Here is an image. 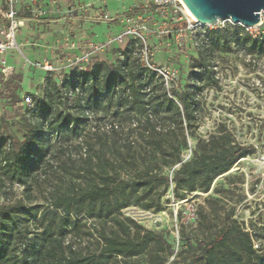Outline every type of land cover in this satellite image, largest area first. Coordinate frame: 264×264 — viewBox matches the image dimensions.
Here are the masks:
<instances>
[{
	"label": "rangeland",
	"instance_id": "obj_1",
	"mask_svg": "<svg viewBox=\"0 0 264 264\" xmlns=\"http://www.w3.org/2000/svg\"><path fill=\"white\" fill-rule=\"evenodd\" d=\"M73 3L79 7L89 3L95 14L104 10L110 16H119L122 20L126 16L133 17L134 24L145 25V45L153 56V65L175 71L173 81L168 84L169 89L173 86L187 88L193 83V71L199 70L193 68L192 63L203 41L204 26L215 28L231 23L219 20L215 25H203L189 21L178 0H163L160 4L151 0H18L23 22L16 40L24 43L22 55L9 50L6 56L8 65H13L15 73L8 80L0 76V131L12 135L18 147L28 132L30 115L21 101H10V95L14 92L20 97L27 94L34 102L35 97L42 95L48 75L41 67L30 65L27 59L41 62L46 57L52 65H68L80 56L79 53L75 56L62 53L68 37L75 33L83 34L88 43L97 45L126 28V24L119 20L76 26L59 21L71 4L76 7ZM4 6L5 0H0V7ZM261 15L262 23L246 27L254 35L262 31L264 11ZM182 20L187 21L185 28H180L177 23ZM2 21L0 19V30ZM162 29L171 32L164 33ZM124 44V41H114L81 65L87 67L98 59L113 64L119 56L113 48H121ZM209 54V79L212 83L199 94L194 121L196 126L191 129L184 127L187 144L182 147L180 155L183 160H189L193 156L196 137L206 138L216 132L226 134L232 143L247 147L248 154L239 158L229 171L214 178L206 192L184 191L175 188L172 181L166 188L155 185L153 191L147 193L129 183L122 184L131 203L121 208L116 216L126 221L134 219L143 229L154 230L172 245L171 252L163 253V264L190 259L195 247H188L186 241H207L228 221H235L247 230L255 248H264V57L245 55L237 49L210 51ZM16 62L18 65H15ZM73 67L77 66L70 64L53 73L60 79L63 70ZM16 74L21 76L19 89L15 86L18 83ZM201 76L205 77V73L197 75ZM61 106L67 112L77 111L72 101H64ZM154 126L156 134H169L164 136L166 141L183 143L179 128H172L160 120ZM81 128L79 135L52 140V148L43 158L41 166L31 174L28 186L11 183L0 168V215L7 211L16 218L11 230L14 235L12 252L19 254L29 249L30 240H40L48 220H27L19 204L26 207L38 205L41 210L53 209L51 202L56 197L71 195L92 186L96 173L109 169L111 164L116 173H110L118 183L119 180L130 182L133 178L144 177L148 171L171 177L178 166L163 165L161 161L164 158L153 152L151 144L142 141L144 126L135 114L116 116L109 110H99L90 113ZM147 203L150 206L145 208L143 205ZM57 212L61 211L58 209ZM75 219V226L60 237V241L65 248L82 253L96 251L100 247L99 231L115 228L109 219L98 220L83 215L75 216ZM156 256L151 247L130 260L135 264H156Z\"/></svg>",
	"mask_w": 264,
	"mask_h": 264
},
{
	"label": "trees",
	"instance_id": "obj_2",
	"mask_svg": "<svg viewBox=\"0 0 264 264\" xmlns=\"http://www.w3.org/2000/svg\"><path fill=\"white\" fill-rule=\"evenodd\" d=\"M178 15L181 16L180 12ZM177 23L180 28L187 25L185 20ZM203 35L202 44L192 63V67L199 71H193V83L187 88H167L162 75L147 66L141 58L142 39L130 35L125 38L123 47L113 48L119 53L113 64L98 59L87 67L83 65L63 70L60 79L48 72L42 95L33 99L31 107H24L30 118L28 132L20 146L12 135L0 131V168L11 183L28 186L31 174L41 166L43 158L52 148V140L79 135L89 114L99 110H109L116 116L137 115L144 126L142 141L151 144L153 152L159 158H164L161 161L163 165L178 166L171 177L148 171L144 177L133 178L130 182L119 180V184L113 173H110L115 172L111 164L109 169L104 168L96 173L95 182L87 189L56 197L51 202L53 209L41 210L38 205L26 207L19 204L27 220L48 219L40 240H30L29 249L19 254L11 249L14 237L11 230L16 218L7 211L2 213L0 264H135L130 259L151 247L157 254L156 264L164 263L163 253L173 250L166 239L154 230L143 229L134 219L126 221L116 216L121 208L131 203L122 184L129 183L147 193L153 191L155 185L166 188L168 182L172 181L175 188L184 191L206 192L214 178L229 171L239 158L248 154L247 147L232 143L226 134L216 132L206 138L196 137L193 156L189 160H183L180 155L182 147L187 144L184 127L191 129L196 126L194 121L200 102L199 94L206 85L212 83L209 79V52L237 49L245 55L264 57V21L262 31L257 36L246 27L234 23L215 28L204 26ZM152 57L149 55L150 64H153ZM197 72H204L205 77H197ZM15 77L18 80L15 86L19 89L21 76L16 74ZM10 101L19 103L21 97L15 92L11 93ZM64 101H72L77 111H65L61 106ZM159 120L172 128H179L183 143L166 141L164 136L168 133L156 134L154 123ZM143 206L147 208L150 204ZM78 215L113 222L114 229L99 231L100 247L96 251L82 253L77 249H67L60 241V237L75 226V216ZM186 245L195 247L193 255L188 260L175 261L173 264H264V248H255L249 232L235 221L226 222L207 241H186Z\"/></svg>",
	"mask_w": 264,
	"mask_h": 264
},
{
	"label": "built area",
	"instance_id": "obj_3",
	"mask_svg": "<svg viewBox=\"0 0 264 264\" xmlns=\"http://www.w3.org/2000/svg\"><path fill=\"white\" fill-rule=\"evenodd\" d=\"M152 3L160 4L163 2V0H151ZM18 0H5V6L0 7V19H2V26L0 30V75L3 79H8L9 76L15 73L13 65H8V51L9 50H15L17 53L22 55V48L24 43H20L16 40V35L18 34L20 28L22 27L23 18L19 15V9H18ZM29 11V9H26ZM66 15L70 17L72 20L76 17L77 13V7L70 5L66 9ZM262 18V15H261ZM114 20H119L126 24V28L117 33L116 35L112 36L109 40H107L105 43L92 45L91 43H86L83 46L81 55L79 57H75L74 61H71L68 63L74 64L77 67L82 66L81 64L86 63L91 59L92 56H94L98 51H102L105 48H107L109 45H111L114 41L123 42L127 35H130L132 37H137L139 39H142L143 41V48H142V55L141 58L145 61L147 66L155 69L158 71L164 81L165 85L168 88V84L170 81H173V76L175 74V71L172 69H168L165 67H156L153 64L149 63V49L145 45V37H144V30L147 29L145 25H136L133 23V17L126 16L122 20L119 16H110L106 11L100 10L94 18L91 19V22L96 21H105V22H111ZM226 21H229L231 23H234L231 19H227ZM262 23V22H261ZM236 24V23H234ZM161 32L169 33L170 30H161ZM250 32V31H249ZM251 33V32H250ZM253 34V33H252ZM254 35V34H253ZM257 36V35H254ZM69 48L75 47V43L73 41L69 42ZM27 62L36 67H41L43 70H45L47 73L53 71L59 70L60 68L67 67L68 65L64 66H55L52 65L47 59L42 60L41 62H32L29 59H27ZM80 63V64H79ZM15 65H18V62L15 63ZM33 104L32 100L30 99V96L27 94H24L21 97V105L22 106H28L31 107ZM0 113V118H1Z\"/></svg>",
	"mask_w": 264,
	"mask_h": 264
},
{
	"label": "water",
	"instance_id": "obj_4",
	"mask_svg": "<svg viewBox=\"0 0 264 264\" xmlns=\"http://www.w3.org/2000/svg\"><path fill=\"white\" fill-rule=\"evenodd\" d=\"M198 23L215 25L231 19L243 27H254L262 21L264 0H181Z\"/></svg>",
	"mask_w": 264,
	"mask_h": 264
},
{
	"label": "crops",
	"instance_id": "obj_5",
	"mask_svg": "<svg viewBox=\"0 0 264 264\" xmlns=\"http://www.w3.org/2000/svg\"><path fill=\"white\" fill-rule=\"evenodd\" d=\"M73 5H76V4L73 3ZM89 6H90L89 3H83L81 4L80 7L76 5L77 13H76V17L73 20L67 15H64L62 18L59 19V21L61 22L63 21L64 23L72 25V26L82 25V24L85 25L86 23H90L91 19L95 17L96 14H95L94 9L93 8L91 9ZM75 39H77V42L76 41L74 42ZM67 40L69 42L73 41L75 43V47L69 48L68 47L69 43L67 41V43L65 44V48H64L65 50H63L62 53H65V55L71 54V56H75V54H78V53L81 55L84 44L88 43L87 40L85 39V35L79 34V33L73 34V36L68 37ZM44 59L48 60V58L46 57H44L42 60Z\"/></svg>",
	"mask_w": 264,
	"mask_h": 264
},
{
	"label": "bare ground",
	"instance_id": "obj_6",
	"mask_svg": "<svg viewBox=\"0 0 264 264\" xmlns=\"http://www.w3.org/2000/svg\"><path fill=\"white\" fill-rule=\"evenodd\" d=\"M178 1H180L181 2V0H178ZM181 4H182V10H183V13H184V15H185V17L189 20V21H197L195 18H194V16L192 15V13L189 11V9L187 8V6H184L183 5V3L181 2ZM261 22V21H260ZM258 24H260V23H258ZM258 24L257 25H255V26H258Z\"/></svg>",
	"mask_w": 264,
	"mask_h": 264
}]
</instances>
